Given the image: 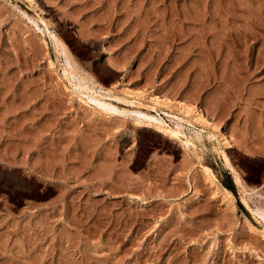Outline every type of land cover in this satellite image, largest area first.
I'll use <instances>...</instances> for the list:
<instances>
[{"label": "rangeland", "instance_id": "374dc122", "mask_svg": "<svg viewBox=\"0 0 264 264\" xmlns=\"http://www.w3.org/2000/svg\"><path fill=\"white\" fill-rule=\"evenodd\" d=\"M38 2L0 0V264H264V65L248 61L264 52V0ZM67 59L120 98L194 103L232 147L193 154L113 98L118 112L98 116Z\"/></svg>", "mask_w": 264, "mask_h": 264}, {"label": "bare ground", "instance_id": "6f19581e", "mask_svg": "<svg viewBox=\"0 0 264 264\" xmlns=\"http://www.w3.org/2000/svg\"><path fill=\"white\" fill-rule=\"evenodd\" d=\"M26 1H28L30 3L31 7L34 10L35 9H37L39 11H43L44 10L42 8L43 5H41L38 2V0H26ZM151 1H153V0H151ZM32 8H31V10H32ZM168 8H169V6H168ZM48 11L49 10H47V12ZM48 15H49L48 17L51 20L47 17L49 19V20H47V22L43 19L45 17H43V18L40 17L41 22H43L45 26L48 25V23H51V21L53 23L56 20V17H57V16L52 15L51 13H49ZM32 20L34 21V19H32ZM53 24H56V23H53ZM60 27H59L60 29L58 30L59 31L58 33H62V32L66 33V26H65L64 22L62 23V25ZM46 32L47 31H45V33ZM238 32L232 38L233 39V43L235 45H237V48H238V45L241 44L240 41L242 42L243 39H245L247 37V35H248V34L244 35L243 33L242 34H238ZM66 34H68V33H66ZM231 34H232V32H231ZM231 34H229V35H231ZM64 37H66V36H64ZM50 38H53L52 41H53L55 50L58 51V47H59V44L61 43V40H59V38L55 37V35L50 37ZM88 41H89V43L92 42L91 40H88ZM260 41H262V40H260ZM63 44L64 43L61 44V47H62ZM240 47H241V45H240ZM260 47H263V46H260ZM60 51H61V54H63L62 50H60ZM256 52H258V53L255 56V59H254V55L251 56V58H249L248 61H250V63H251L249 65H252V63H253V65L254 64L257 65V67H258V64L264 65V54L262 55V53H264V52L263 51L261 52L260 49L259 50L257 49ZM63 57H64V55H63ZM69 57H68V59L71 58V57L70 58ZM68 59L65 61V63H63V64H65L62 67L63 75L67 79L69 77L68 81L72 84L71 88L74 87L76 90H78V92L81 95L87 96L93 103L96 104V106L101 108L99 110V108H97V107H95L93 105L91 106V105L87 104L94 112H96V114H98V116H102L103 115L106 118V117H109L110 114H112L113 112H115V111L118 112V107H116L113 104H111V102H107L106 101L107 97L109 99L113 98L115 100H119V101L123 102V104L125 103V104L133 106V107L135 106L136 109H135V111L134 110L133 111L136 112L137 115L138 114L141 115L143 117L144 121L147 122V124L148 123L152 124L154 126L155 131L157 133H159L160 135L162 134V138L168 135L170 138L178 140L180 142L181 146H183L186 150L191 151L193 154L196 153L195 151L198 150L199 146H203L204 147V143L206 142L205 139H207L209 141L211 139H214L216 141L215 143H213V141L211 140L212 143H213V144L212 143L211 144H212V146H214V149H218L221 146H224V149H229V148L232 147V143L234 142V138H233L232 134L228 130L224 129V127H221L218 123H215L214 119L206 111H204L201 108L197 107L196 105H194V103H191L190 101H188L186 99L177 100L175 98H172V97H170L168 95H165V94L159 93V92L158 93L152 92V93L146 94L145 91H141V90H137V89H131V88L127 89V92H125L127 95H129V97H127L129 99L120 98V96L118 97V95L117 96L113 95L111 90H109L110 88L106 89L105 87H100V85H99V87H97V85L95 86L94 82L92 83L89 79L86 78V76H83V74H79V73L75 72V70L72 67V64L70 63V61H68ZM255 65H254V67H255ZM49 66L50 67L54 66V63L51 60H49ZM104 66L105 65L99 67L98 70L99 69L102 70L104 68ZM236 67H237V65H236ZM105 97H106V99H105ZM78 99H79L80 103L86 104V102L84 100H82L81 97L78 98ZM130 111L131 110H129V111L126 110L125 111V109H124L122 112L123 113H125V112L128 113ZM128 114H130V113H128ZM162 114H164V115H162ZM164 116H165V118L167 119V121L169 123H167V121L164 119ZM106 120H107V118H106ZM186 126L190 127V130L187 129L188 132L185 131L184 127H186ZM204 150H205V148H204ZM221 153H222V160H223L224 164L227 167L231 168V163H230L229 156H228L229 154L226 153L225 150L224 151L221 150ZM218 154H220V153H218ZM201 167H202L203 171L207 174L208 178H210L211 181L216 180L215 175L213 174L212 170L208 166L201 165ZM234 179H235V183H236V185H237V187L239 189V195H238L239 198H240L239 200L241 201L243 206L250 213L254 214L256 211H255V209L253 210L252 208H250L249 203H248L249 201L247 200V195L248 194H246V191L243 188L241 179H240L238 173H236V172L234 173ZM222 190H224V192H222V194L224 196V199L226 198L228 205L232 207L233 206V199H232L233 196H232V194L230 193V191H228L227 189H225L223 187H222ZM263 209L264 208H262V210ZM262 215H264V214H262ZM254 218L260 224H261V220L263 221V224H262L263 231H262V229H261V231L264 232V217L261 216L260 220L257 217H254ZM245 222H248V221L246 220ZM251 228L255 229V230L257 229V228H255L253 226Z\"/></svg>", "mask_w": 264, "mask_h": 264}]
</instances>
